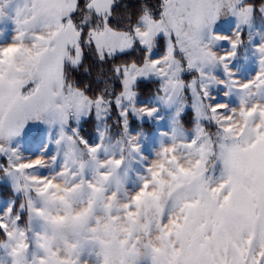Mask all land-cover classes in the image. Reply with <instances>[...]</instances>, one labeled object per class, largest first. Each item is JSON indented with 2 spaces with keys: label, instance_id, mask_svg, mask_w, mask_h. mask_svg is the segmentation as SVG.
Here are the masks:
<instances>
[{
  "label": "snow or ice",
  "instance_id": "1",
  "mask_svg": "<svg viewBox=\"0 0 264 264\" xmlns=\"http://www.w3.org/2000/svg\"><path fill=\"white\" fill-rule=\"evenodd\" d=\"M0 264H264V0H0Z\"/></svg>",
  "mask_w": 264,
  "mask_h": 264
},
{
  "label": "rangeland",
  "instance_id": "2",
  "mask_svg": "<svg viewBox=\"0 0 264 264\" xmlns=\"http://www.w3.org/2000/svg\"><path fill=\"white\" fill-rule=\"evenodd\" d=\"M144 120H149V121H155L157 123V134L154 135L153 139L149 138L146 135V139L143 141L144 147H143V152L145 155H147L149 158H152V156L154 155V149L157 148L159 146V133L160 130L162 128H165L166 125V121H156L155 119H148L145 118ZM137 167H139V165H137Z\"/></svg>",
  "mask_w": 264,
  "mask_h": 264
},
{
  "label": "trees",
  "instance_id": "3",
  "mask_svg": "<svg viewBox=\"0 0 264 264\" xmlns=\"http://www.w3.org/2000/svg\"><path fill=\"white\" fill-rule=\"evenodd\" d=\"M142 126L149 138L153 139L154 135L158 133L157 123L155 121L144 120Z\"/></svg>",
  "mask_w": 264,
  "mask_h": 264
}]
</instances>
